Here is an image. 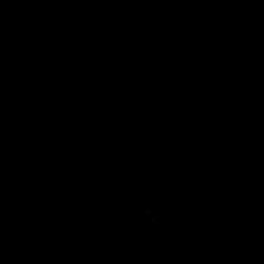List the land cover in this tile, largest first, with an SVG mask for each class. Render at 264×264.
Listing matches in <instances>:
<instances>
[{"label":"trees","instance_id":"16d2710c","mask_svg":"<svg viewBox=\"0 0 264 264\" xmlns=\"http://www.w3.org/2000/svg\"><path fill=\"white\" fill-rule=\"evenodd\" d=\"M26 255L264 264V0H0V264Z\"/></svg>","mask_w":264,"mask_h":264},{"label":"rangeland","instance_id":"374dc122","mask_svg":"<svg viewBox=\"0 0 264 264\" xmlns=\"http://www.w3.org/2000/svg\"><path fill=\"white\" fill-rule=\"evenodd\" d=\"M115 81H112L110 83H108L106 86L103 87L102 89V93L105 95V96H110L112 95L111 92H113V90L115 89ZM110 89H109V88ZM141 190L139 189L138 191H136V193H139ZM59 257L55 258V263L58 264V261H59ZM34 263V260L29 256V255H26L25 259L21 262H18L17 264H33ZM35 264H43V262H37Z\"/></svg>","mask_w":264,"mask_h":264}]
</instances>
